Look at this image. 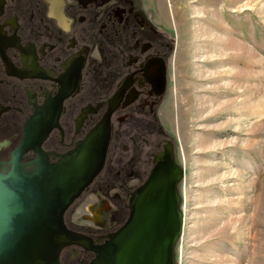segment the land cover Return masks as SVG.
Segmentation results:
<instances>
[{"label":"flooded vegetation","instance_id":"1","mask_svg":"<svg viewBox=\"0 0 264 264\" xmlns=\"http://www.w3.org/2000/svg\"><path fill=\"white\" fill-rule=\"evenodd\" d=\"M174 53L149 0H0V173L16 155L27 172L39 159L52 167L74 159L110 114L104 167L65 211L64 222L94 243L118 229L127 218L114 230L80 226L76 206L98 193L121 223L154 156L167 143L175 151L160 124ZM94 257L93 250L70 246L60 261Z\"/></svg>","mask_w":264,"mask_h":264},{"label":"rangeland","instance_id":"2","mask_svg":"<svg viewBox=\"0 0 264 264\" xmlns=\"http://www.w3.org/2000/svg\"><path fill=\"white\" fill-rule=\"evenodd\" d=\"M149 3L175 46L160 124L185 169L178 264H264V0ZM109 207L84 195L79 225L118 228Z\"/></svg>","mask_w":264,"mask_h":264},{"label":"water","instance_id":"3","mask_svg":"<svg viewBox=\"0 0 264 264\" xmlns=\"http://www.w3.org/2000/svg\"><path fill=\"white\" fill-rule=\"evenodd\" d=\"M109 116L74 159L55 167L39 159L27 172L16 155L11 168L0 173V264H61V252L70 246L95 252L81 264H178L176 249L184 225L179 184L185 169L170 143L154 156L146 181L129 197L127 219L118 229L94 243L64 222L65 211L104 167ZM27 147L25 139L20 149Z\"/></svg>","mask_w":264,"mask_h":264}]
</instances>
